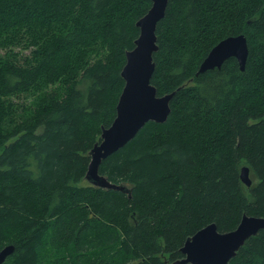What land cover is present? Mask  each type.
Returning <instances> with one entry per match:
<instances>
[{"label": "trees", "instance_id": "trees-1", "mask_svg": "<svg viewBox=\"0 0 264 264\" xmlns=\"http://www.w3.org/2000/svg\"><path fill=\"white\" fill-rule=\"evenodd\" d=\"M149 7L0 0V46L20 32L36 45L31 62L0 54V249L15 248L4 264H172L205 226L224 233L244 214L264 217V0L168 3L151 83L158 95L179 89L169 118L148 123L100 166L131 198L85 181L88 153L115 117L135 23ZM239 34L248 45L243 72L231 58L196 76L214 45ZM33 91V109L15 119L12 99ZM228 264H264V231Z\"/></svg>", "mask_w": 264, "mask_h": 264}, {"label": "water", "instance_id": "water-1", "mask_svg": "<svg viewBox=\"0 0 264 264\" xmlns=\"http://www.w3.org/2000/svg\"><path fill=\"white\" fill-rule=\"evenodd\" d=\"M150 7L135 26L138 36L133 48L125 52V63L120 71L124 84L115 107V117L108 127H102L100 141L89 151V164L85 181L96 188L119 191L131 198V189L124 183H112L100 174L104 160L131 142L150 122L164 124L171 113L170 103L176 92L158 95L151 83L155 70L154 54L158 51L156 29L164 18L171 0H148ZM248 57L247 39L244 35L229 36L214 45L200 63L196 76L214 69L219 70L225 61L234 58L243 72ZM239 178L248 188L252 180L248 168L241 167ZM264 231V217L242 215L237 227L220 233L215 224H209L188 237L180 252L183 258L172 264H228L238 250L251 237ZM13 245L0 249V264L14 253Z\"/></svg>", "mask_w": 264, "mask_h": 264}, {"label": "rangeland", "instance_id": "rangeland-1", "mask_svg": "<svg viewBox=\"0 0 264 264\" xmlns=\"http://www.w3.org/2000/svg\"><path fill=\"white\" fill-rule=\"evenodd\" d=\"M10 42L5 43L3 46H0V54L4 56L11 52L15 55V58L19 62H31L33 58V51L36 49V45L31 41V38L25 35L24 32H20L18 34L9 33L7 34ZM10 43V44H9ZM26 61H23V59ZM96 56L93 54L90 57V60H94ZM5 59V58H4ZM10 61H15L12 58ZM78 83L80 82V78H77ZM82 85V84H81ZM52 88H60L59 84L54 86L50 85L44 88V92L50 91ZM62 88V85H61ZM38 91H33L29 94L20 95L17 98H13L12 102L15 106L16 112L14 114L15 119H19L25 115H27L34 107V101L38 96Z\"/></svg>", "mask_w": 264, "mask_h": 264}, {"label": "bare ground", "instance_id": "bare-ground-1", "mask_svg": "<svg viewBox=\"0 0 264 264\" xmlns=\"http://www.w3.org/2000/svg\"><path fill=\"white\" fill-rule=\"evenodd\" d=\"M167 6H168V5H167ZM242 167H244V166H242ZM247 168H248V167H247ZM248 177L250 178V171H249V168H248ZM250 179H251V178H250ZM243 184H244V183H243ZM244 185H245V184H244ZM245 186H246V185H245ZM246 187H247V186H246ZM231 231H233V230H231ZM231 231H228V232H231ZM220 233H221V232H220ZM224 233H227V232H224ZM254 237H255V236H254ZM251 238H252V237H251ZM249 239H250V238H249ZM185 241H186V240H185ZM246 242H247V241H246ZM246 242H245V243H246ZM245 243H244V244H245ZM244 244H243V246H244ZM183 245H184V244H183ZM243 246H242V247H243ZM181 248H182V247H181ZM180 250H181V249H180ZM238 251H239V250H238ZM237 253H238V252H237ZM237 253H236V254H237ZM229 262H230V261H229Z\"/></svg>", "mask_w": 264, "mask_h": 264}]
</instances>
